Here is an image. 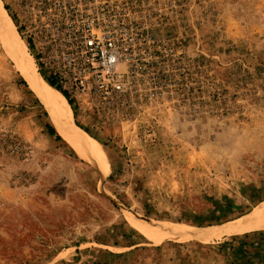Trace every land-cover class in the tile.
Instances as JSON below:
<instances>
[{
    "label": "rangeland",
    "instance_id": "rangeland-1",
    "mask_svg": "<svg viewBox=\"0 0 264 264\" xmlns=\"http://www.w3.org/2000/svg\"><path fill=\"white\" fill-rule=\"evenodd\" d=\"M70 1L2 0L43 79L39 52L96 25V7ZM150 1L154 48L164 50L148 56L155 64L136 62L154 72L137 77L139 92H67L105 173L48 133L45 105L0 38V264H264V230L153 242L132 224L204 229L264 202V0Z\"/></svg>",
    "mask_w": 264,
    "mask_h": 264
},
{
    "label": "built area",
    "instance_id": "built-area-1",
    "mask_svg": "<svg viewBox=\"0 0 264 264\" xmlns=\"http://www.w3.org/2000/svg\"><path fill=\"white\" fill-rule=\"evenodd\" d=\"M70 3L96 7L87 12L88 19L96 25L90 27L89 34L80 37L82 40L50 42L38 54L41 65L68 93L75 95L116 101L139 92L137 77L154 72L139 71L136 62L142 61L145 66L149 62L155 64L148 56L155 53L151 57L156 58L164 50L159 45L154 48L150 33L152 1L72 0ZM165 71L162 69L160 73L168 75ZM159 93L156 84H149V98H157Z\"/></svg>",
    "mask_w": 264,
    "mask_h": 264
},
{
    "label": "bare ground",
    "instance_id": "bare-ground-1",
    "mask_svg": "<svg viewBox=\"0 0 264 264\" xmlns=\"http://www.w3.org/2000/svg\"><path fill=\"white\" fill-rule=\"evenodd\" d=\"M16 33L18 34L16 27L0 0V38L6 51L12 57L29 87L45 105L51 123L56 127L58 133L81 156L101 167L105 173L107 163L99 142L75 124L73 111L67 99L59 90L43 79L32 59L24 53L23 45L19 44L17 37L19 34ZM132 224L153 242H160L164 239L209 241L224 236L264 230V202L247 215L216 227L191 229L179 224L153 225L135 219L132 220Z\"/></svg>",
    "mask_w": 264,
    "mask_h": 264
},
{
    "label": "trees",
    "instance_id": "trees-1",
    "mask_svg": "<svg viewBox=\"0 0 264 264\" xmlns=\"http://www.w3.org/2000/svg\"><path fill=\"white\" fill-rule=\"evenodd\" d=\"M23 27H19L18 31L20 34H22L23 32ZM28 45L30 47V49H34V42L31 38L27 39ZM36 59L38 60V65L41 67V63L39 62V57L38 55L36 56ZM42 75L44 76V78L47 80H45L48 84H50L51 86L55 87L57 90H59L67 99L68 103L73 106L74 105V100L69 96V94L67 93V91L65 89H63V87L57 83L54 78L52 76H48L46 75L42 69L40 68ZM46 128L48 130V133L52 136H55L57 140H59L61 137L58 134L57 130L55 129V127L51 124V123H46ZM248 237V236H245ZM248 249V242L246 241H242L240 243V246L237 248V253H239V255L243 256L245 251Z\"/></svg>",
    "mask_w": 264,
    "mask_h": 264
},
{
    "label": "crops",
    "instance_id": "crops-1",
    "mask_svg": "<svg viewBox=\"0 0 264 264\" xmlns=\"http://www.w3.org/2000/svg\"><path fill=\"white\" fill-rule=\"evenodd\" d=\"M65 97V96H64Z\"/></svg>",
    "mask_w": 264,
    "mask_h": 264
}]
</instances>
